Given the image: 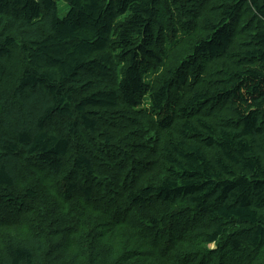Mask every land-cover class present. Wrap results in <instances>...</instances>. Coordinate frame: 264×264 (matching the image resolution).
I'll return each instance as SVG.
<instances>
[{"label": "trees", "instance_id": "obj_1", "mask_svg": "<svg viewBox=\"0 0 264 264\" xmlns=\"http://www.w3.org/2000/svg\"><path fill=\"white\" fill-rule=\"evenodd\" d=\"M0 264H264V0H0Z\"/></svg>", "mask_w": 264, "mask_h": 264}, {"label": "rangeland", "instance_id": "obj_2", "mask_svg": "<svg viewBox=\"0 0 264 264\" xmlns=\"http://www.w3.org/2000/svg\"><path fill=\"white\" fill-rule=\"evenodd\" d=\"M57 7H58V12H59V16L63 17L64 14L67 11L66 5L63 1H57ZM110 169V168H109ZM194 217H192L191 219H193Z\"/></svg>", "mask_w": 264, "mask_h": 264}]
</instances>
